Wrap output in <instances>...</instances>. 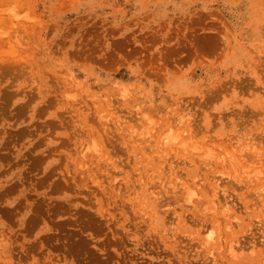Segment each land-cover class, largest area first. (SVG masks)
<instances>
[{
    "label": "rangeland",
    "instance_id": "374dc122",
    "mask_svg": "<svg viewBox=\"0 0 264 264\" xmlns=\"http://www.w3.org/2000/svg\"><path fill=\"white\" fill-rule=\"evenodd\" d=\"M263 180L264 0H0V264H264Z\"/></svg>",
    "mask_w": 264,
    "mask_h": 264
},
{
    "label": "bare ground",
    "instance_id": "6f19581e",
    "mask_svg": "<svg viewBox=\"0 0 264 264\" xmlns=\"http://www.w3.org/2000/svg\"><path fill=\"white\" fill-rule=\"evenodd\" d=\"M15 18H16V17H15ZM10 19H11V18H10ZM12 19H14V18H12ZM10 23H11V22H10ZM166 140H167V138L165 137V138H162V140L157 141V142H158L157 150H158L159 152H160V150L163 149L164 146L166 145V144H165V143H166ZM163 145H164V146H163ZM92 147H93V146H92ZM166 147H167V146H166ZM164 149H165V148H164ZM164 149H163V150H164ZM245 151H246V150H245ZM161 152H162V150H161ZM80 154H81V153H80ZM82 154H83V153H82ZM229 155L231 156V154H228V156H229ZM82 156H83V155H82ZM156 156H157V155H156ZM163 156H164V155H163ZM84 157H85V155H84ZM157 157H158V156H157ZM159 157H161V156H159ZM165 157H166V156L163 157L164 159H163L162 157H161V158H162L163 160H165V162H166L167 159H166ZM231 157H232L233 159H232V161H230V163H231V162H234V161L237 160V159L235 160L233 156H231ZM231 157H230V158H231ZM243 157H244V156H241V158H243ZM230 158H229V159H230ZM153 159L155 160V158H153ZM222 159H223V158H222ZM154 160H153V161H154ZM230 160H231V159H230ZM233 160H234V161H233ZM226 161H227V160H226ZM228 161H229V160H228ZM83 162H84V161H83ZM236 162H237V161H236ZM208 163H209V162H208ZM227 163H228V162H226L225 164H227ZM234 163H235V162H234ZM237 163H238V162H237ZM237 163H235V164H237ZM223 164H224V163H223ZM223 164H222V166H223ZM228 164H229V163H228ZM238 164H239V163H238ZM160 165H161V164H160ZM162 165H163V162H162ZM232 165H233V164H232ZM230 166H231V164H230ZM166 167H167V166H166ZM204 167H206V164H205ZM223 167H224V166H223ZM226 167H227V165H226ZM226 167H225V168H226ZM163 168H164V167H163ZM146 169H147V168H146ZM155 169H156V168H155ZM160 169L162 170L161 167H160ZM160 169L157 168L156 170L160 171ZM242 169H243V168H242ZM165 170H166V169H165ZM168 170H169V169H168ZM222 170H223V169H222ZM233 171H235V170H233ZM161 172H163V171H160V174H162ZM164 173H165V172H164ZM164 173H163V174H164ZM218 173L220 174V171H219ZM221 173H222V172H221ZM235 173H236V172H235ZM245 173H246V172H245ZM248 173H249V172H248ZM153 174H154V173H153ZM163 174H162V175H163ZM249 174H250V173H249ZM249 174H246V175H247V176H246L247 178H248V175H249ZM251 174H252V173H251ZM251 174H250V175H251ZM150 175H151V174H150ZM222 175L225 177V174H222ZM250 175H249V176H250ZM171 176H172V175H171ZM226 176H228V175H226ZM154 177H156V176H154ZM172 177H173V176H172ZM244 177H245V176H244ZM142 178H143V177H142ZM164 178H165V177H164ZM170 178H171V177H170ZM247 178H246V179H247ZM153 179H154V178H153ZM173 179H174V178H173ZM248 179H249V178H248ZM171 180H172V178H171ZM249 180H251V177H250ZM261 180H262V179H261ZM216 181H217V180H216ZM242 181H243V179H242ZM262 182H263L262 184H263V186H264V180H263ZM164 183H165V181L163 182V184H164ZM248 184H249V183H248ZM185 185H186V184H185ZM185 185H184L183 188L186 189ZM261 186H262V185H261ZM177 187H178V186H177ZM189 189H190V188H189ZM180 190H181V189H180ZM223 190H224V189H222V192H224L223 195H225L226 192H225V190H224V191H223ZM174 191H175V190H174ZM256 191H258V190H256ZM216 192H217V191H214L215 194H217ZM258 192H259V191H258ZM261 192H262V193H261ZM260 193H261L262 195L264 194V188L261 189ZM193 194H195V193H193ZM258 194H259V193H258ZM215 196H216V195H215ZM215 196H214V197H215ZM258 196H260V195H258ZM224 198L227 199V202H228V204H229V201H228L229 199H228L227 197H224ZM257 199H258V198H257ZM260 199H261V196H260V198H259L258 200H260ZM218 200H219V199H218ZM223 200H224V199H223ZM262 200H263V199H262ZM262 200H261V201H262ZM213 201H214V200H213ZM215 201H216V200H215ZM215 201H214V202H215ZM217 202H218V201H217ZM220 203H221V201H220ZM222 203H223V201H222ZM256 203H257V202H256ZM213 204H214V203H213ZM224 204H226V207H227L228 204H227V203H224ZM253 204H254V203H253ZM257 204H259V203H257ZM209 205H210V204H209ZM219 205H220V204H219ZM219 205H218V206H219ZM254 205H255V204H254ZM259 205H260V204H259ZM248 206H249V205H248ZM262 206H263V208H264V205H262ZM214 207H215V206H214ZM250 207H251V206H250ZM253 207H256V206H253ZM263 208H262V209H263ZM263 211H264V209H263ZM235 218H236V217H235ZM177 219H178V218H177ZM237 221H238V220H237ZM237 221H235V222L237 223ZM261 221H262V220H261ZM183 222H184V221H183ZM263 222H264V221H263ZM231 223H232V222H231ZM233 223H234V222H233ZM182 224H183V223H182ZM183 225H184V224H183ZM228 225H229V224H228ZM231 225H232V224H231ZM236 225L238 226V224H236ZM240 225H241V223H240ZM263 225H264V224H263ZM233 226H234V224H233ZM234 227H235V226H234ZM207 229H208V228H207ZM205 230H206V229H205ZM202 231H203V233H206V232H207V231L205 232L204 230H202ZM214 234H215V233H214ZM209 235H210V234H209ZM217 235H218V234H217ZM206 236H207V235H206ZM212 237H213V236H212ZM232 237H233V238H232ZM232 237L230 238L231 241H225V242H228V243H227L228 246H227V248H225V250H227V252H228L227 255L230 254V255H229L230 257H231V256H232V257H235L236 255H238V253H237L236 255L233 254L235 251L237 252V247L235 248L234 245L236 246V244H237L239 241H238V242H236V241L234 242L233 239H234L235 235L232 236ZM239 238H240V237H239ZM239 238H238V239H239ZM234 240H235V239H234ZM236 240H237V239H236ZM207 241H209V240H206V242H205L206 245H207V243H208ZM216 241H217V240H216ZM216 241H215V242H216ZM253 242H254V241H253ZM253 242H251V243H253ZM202 243H203V242H202ZM220 243H221V242H220ZM240 243H241V241H240ZM247 243L250 244V242H247ZM253 244H254V243H253ZM203 245H204V244H203ZM209 245H210V244H209ZM245 245H246V244H245ZM245 245H244V246H245ZM237 246H238V245H237ZM246 246H247V245H246ZM246 246H245V247H246ZM254 246H257V245H256V242H255ZM254 246H253V247H254ZM240 247H241V246H240ZM242 247H243V245H242ZM248 247H252V245L250 244V246L248 245ZM248 247H247V248H248ZM253 247H252V248H253ZM208 248H210V247L208 246ZM208 248H207V249H208ZM238 248H239V247H238ZM252 248H250V249H252ZM255 248H256V247H255ZM240 249H241V248H239L238 250L242 252L243 248H242V250H240ZM208 250H209V249H208ZM212 250H213V249H212ZM222 250H223V249H222ZM248 250H249V249H248ZM248 250H247V251H248ZM253 250H254V249H252V252H253ZM244 251H246V249H244ZM244 251H243V252H244ZM248 252H249V251H248ZM225 253H226V252H225ZM250 253H251V252H250ZM239 254H241V253H239ZM228 258H229V257H228ZM235 258H236V257H235ZM214 262H216V261H214Z\"/></svg>",
    "mask_w": 264,
    "mask_h": 264
}]
</instances>
